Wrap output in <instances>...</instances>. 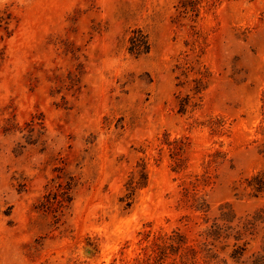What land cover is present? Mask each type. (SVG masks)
Instances as JSON below:
<instances>
[{
  "label": "rangeland",
  "instance_id": "374dc122",
  "mask_svg": "<svg viewBox=\"0 0 264 264\" xmlns=\"http://www.w3.org/2000/svg\"><path fill=\"white\" fill-rule=\"evenodd\" d=\"M3 10L15 26L0 66V264H134L142 233L195 215L181 191L205 174L211 214L264 210V196L238 195L264 171V0H0ZM133 30L147 54H129ZM216 152L224 159L208 165ZM141 164L147 185L127 207ZM69 175L72 202L53 217L44 197ZM257 231L247 257L264 251V222Z\"/></svg>",
  "mask_w": 264,
  "mask_h": 264
},
{
  "label": "trees",
  "instance_id": "16d2710c",
  "mask_svg": "<svg viewBox=\"0 0 264 264\" xmlns=\"http://www.w3.org/2000/svg\"><path fill=\"white\" fill-rule=\"evenodd\" d=\"M264 18V11L262 12ZM15 18L7 10L0 11V66L4 60L5 47L3 43L12 36ZM128 52L131 56L139 57L149 52L150 44L147 36L141 30H133L128 39ZM189 106L188 98L180 104L179 112H186ZM7 132V128L3 129ZM166 136V135H164ZM167 137V136H166ZM176 145L169 151L174 155L183 152L182 140H175ZM208 165L216 164L217 157L224 159L219 152L209 155ZM139 170L131 174L126 183V194L123 197L126 206L137 189L147 185L148 174L145 165H138ZM61 179L47 192L41 205L45 212L53 217L63 215V211L72 202V191L75 180L72 176ZM207 174L195 177L181 191V202L195 215H185L179 221L184 224L172 229L170 232L159 231L155 234L142 233V242H139L140 257L133 260L134 264H208L212 261L248 264H264V251L251 254L247 257L250 242L258 233V227L264 222V210L259 209L253 214L237 216L228 203L218 206L211 214L210 206L204 195H199L198 187L208 183ZM54 179L52 180V183ZM241 197L260 198L264 196V171L251 175L243 180L240 190ZM237 197V194H235ZM200 220V221H198ZM146 243L141 246L142 243Z\"/></svg>",
  "mask_w": 264,
  "mask_h": 264
}]
</instances>
